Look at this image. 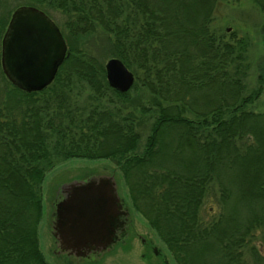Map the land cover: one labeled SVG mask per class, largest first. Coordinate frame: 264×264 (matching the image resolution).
Here are the masks:
<instances>
[{"label":"trees","instance_id":"obj_1","mask_svg":"<svg viewBox=\"0 0 264 264\" xmlns=\"http://www.w3.org/2000/svg\"><path fill=\"white\" fill-rule=\"evenodd\" d=\"M25 1L62 13L77 42L102 33L108 57L151 103L129 95L134 83L110 88L103 64L67 38V56L39 91L16 88L0 69L10 85L0 100V264H48L36 235L41 183L69 158L117 165L132 207L176 264H264L251 244L264 229V115L243 110L251 97L241 94L244 39L209 29L220 0ZM6 22L1 16L0 38ZM210 190L220 193L208 216Z\"/></svg>","mask_w":264,"mask_h":264},{"label":"rangeland","instance_id":"obj_2","mask_svg":"<svg viewBox=\"0 0 264 264\" xmlns=\"http://www.w3.org/2000/svg\"><path fill=\"white\" fill-rule=\"evenodd\" d=\"M25 0H3L0 4V17L9 16L15 7L26 4ZM55 23L61 33L66 35L64 41L73 49H84L89 52L97 61L102 64L109 58L108 41L102 33H93L90 37L83 38L80 42L73 40L68 36L65 25V16L58 11H50L47 14ZM211 21L209 29L216 35L223 34L224 39L234 35L236 38L242 37L244 40V62L246 69L244 70L242 95L250 94V100L245 104V111L264 115V45L262 37L264 34V8H260L252 0H220L215 4L211 12ZM7 24V22H6ZM4 25V29L5 26ZM4 31V30H3ZM63 36V35H62ZM67 38V39H66ZM66 44V46H67ZM68 49V48H67ZM134 85L130 89L129 95L136 96V99L144 103L151 101L142 91L139 81L134 78ZM10 85L0 75V100L4 92ZM241 95V96H242ZM84 100V99H83ZM82 101V100H81ZM129 106V102H128ZM229 111V110H227ZM224 111L222 115H228L229 112ZM182 116L189 119L194 115L187 109L182 111ZM152 119H149V123ZM147 129L142 131L140 141L134 149L135 154H140L143 147L144 136ZM245 141H252L244 139ZM114 174H113V173ZM93 173L105 174L106 176L113 174L117 192L120 193L131 205L127 188L117 165L107 159H85V158H69L54 163L53 166L44 173L41 183V215L36 226V235L38 246L48 264H147L145 260L140 258V246L136 239L129 243V239L125 237L121 242H115L109 249L103 251H94L90 253L88 258H77L73 255H62L51 251L52 237L50 236V214L52 213V203L56 198V193L62 188H66L70 183L83 180L85 176ZM217 189V186H213ZM220 192H216L213 197L211 190L204 197L201 211L208 216L216 215L218 205L216 200ZM216 198V199H215ZM132 208V207H131ZM133 227L134 230L146 237L152 239L153 244L165 255V264H176L170 252L166 249L163 242L159 239L156 232L148 225L146 220L132 208ZM251 244L256 246L259 254L264 259V229L258 228L254 231Z\"/></svg>","mask_w":264,"mask_h":264},{"label":"water","instance_id":"obj_3","mask_svg":"<svg viewBox=\"0 0 264 264\" xmlns=\"http://www.w3.org/2000/svg\"><path fill=\"white\" fill-rule=\"evenodd\" d=\"M67 54L63 36L47 14L31 5L12 10L0 38V69L13 86L25 92L43 89ZM103 71L107 85L118 92L134 82L133 73L116 57L104 61ZM117 201L113 174L90 175L59 190L50 218L60 223L63 248L77 256H84L86 245L96 251L109 249L115 243Z\"/></svg>","mask_w":264,"mask_h":264},{"label":"flooded vegetation","instance_id":"obj_4","mask_svg":"<svg viewBox=\"0 0 264 264\" xmlns=\"http://www.w3.org/2000/svg\"><path fill=\"white\" fill-rule=\"evenodd\" d=\"M92 175L99 176L105 174L93 173ZM117 197H118L117 203L119 205V209L116 214V218H115L116 223H114L115 229H113L114 233L112 235L115 242H121L125 237L129 239V243L135 241L134 239H136L138 245L140 246V253H139L140 258L145 260L147 264H165L166 263L165 255L161 251H159V249L153 244L152 239L143 236L134 230L132 205H130L127 202V200L124 198V196H122L118 192H117ZM49 226H50L49 229L51 228V230L49 231L50 236L52 237L51 251H53L54 253L62 254V255H73L77 258H88L90 256V253L96 251V247L92 245H86L82 249V252H84V256L75 255L74 251L70 249H64L63 245L61 244V240L59 238V232H58L60 230L59 227L60 223L57 220H55V218L52 217Z\"/></svg>","mask_w":264,"mask_h":264}]
</instances>
